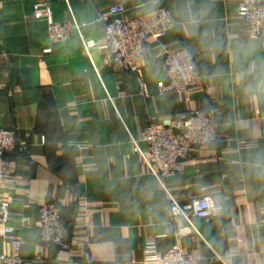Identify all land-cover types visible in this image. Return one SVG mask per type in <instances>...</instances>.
I'll use <instances>...</instances> for the list:
<instances>
[{"label": "crops", "instance_id": "crops-1", "mask_svg": "<svg viewBox=\"0 0 264 264\" xmlns=\"http://www.w3.org/2000/svg\"><path fill=\"white\" fill-rule=\"evenodd\" d=\"M251 1L211 0L222 47L210 49L183 27L188 5L209 0H0V129L14 130L17 139L2 193L11 201L9 225L22 257L34 264H146V246L167 252L180 244L199 264H264V179L244 166L250 151L264 149V92L248 88L251 77L236 78L248 66L241 55L250 45L253 58H264V42L240 19ZM45 2L55 22L75 20L81 35L51 42L48 20L33 18L34 5ZM115 4L129 19L163 7L175 22L165 38L146 45V94L108 52L84 50L83 40L103 43L100 16ZM181 48L200 67L203 84L185 94L161 93L159 84L168 86L165 58ZM195 110L216 114L218 141L195 150L166 186L182 205L221 198L223 210L195 220L197 232L174 220L132 141L142 139L152 118ZM47 203L71 227L68 251L40 242L39 211ZM3 253L14 249L0 236Z\"/></svg>", "mask_w": 264, "mask_h": 264}, {"label": "built area", "instance_id": "built-area-1", "mask_svg": "<svg viewBox=\"0 0 264 264\" xmlns=\"http://www.w3.org/2000/svg\"><path fill=\"white\" fill-rule=\"evenodd\" d=\"M125 14L126 8L123 4L111 6L107 15L100 16L105 26L103 43L99 46L95 41L83 40V47L89 56L91 51L98 47L108 52L112 65L137 76L143 93L146 94L142 65L146 45L150 40L165 38L174 29L175 22L169 11L163 7L155 9L148 17L129 19ZM33 18L48 20L49 36L53 43L69 40L75 33L81 35V27L75 20L57 23L52 19L49 2L35 4ZM240 19L248 26L252 37L264 42V0L246 2L240 10ZM165 66L168 86L160 83L161 93L185 94L203 84L202 71L186 48L168 53ZM218 138L216 114L212 111L195 110L190 115L181 113L173 118H152L144 130L142 139L132 140L135 152L142 156L149 174L165 192L174 220H184L194 232H197L194 227L195 220L210 219L223 210L221 198H193L189 203L182 205L170 195L166 180L185 169L186 162L195 150L214 145ZM16 142L14 130L0 129V236L6 245L14 249L13 255H0V264H34V259L21 256L22 242L16 238L13 228L9 225L11 201L2 193L12 169V162L7 155L15 149ZM141 142L147 145L145 151L140 146ZM70 228L56 204L47 203L41 206L38 229L43 245L68 251L72 247ZM146 252V264H199V258L186 251L180 244H176L167 252H158L155 247L149 245L146 246Z\"/></svg>", "mask_w": 264, "mask_h": 264}, {"label": "clouds", "instance_id": "clouds-1", "mask_svg": "<svg viewBox=\"0 0 264 264\" xmlns=\"http://www.w3.org/2000/svg\"><path fill=\"white\" fill-rule=\"evenodd\" d=\"M215 21L216 17L211 0H209V2L195 7L191 4L188 5L186 22L183 27L190 36L199 37L206 47L215 49L222 47V42L219 41L215 33ZM201 26H203L202 31ZM255 51V46L250 45L247 51L242 53L241 60L247 61L248 66L237 72L236 78L238 81H242L246 77H251L252 82L248 85V88L255 87L257 91L264 92V58L259 56L253 58ZM244 166L255 174L258 179H264V149L250 151L247 160L244 161ZM228 264H231L230 260Z\"/></svg>", "mask_w": 264, "mask_h": 264}]
</instances>
